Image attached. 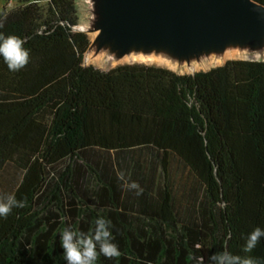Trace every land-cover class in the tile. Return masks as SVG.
Instances as JSON below:
<instances>
[{"label":"trees","instance_id":"trees-1","mask_svg":"<svg viewBox=\"0 0 264 264\" xmlns=\"http://www.w3.org/2000/svg\"><path fill=\"white\" fill-rule=\"evenodd\" d=\"M14 1L0 174L18 181L0 188V264H264V61L84 67L74 0Z\"/></svg>","mask_w":264,"mask_h":264},{"label":"water","instance_id":"water-1","mask_svg":"<svg viewBox=\"0 0 264 264\" xmlns=\"http://www.w3.org/2000/svg\"><path fill=\"white\" fill-rule=\"evenodd\" d=\"M88 2L89 24L80 25L78 19L72 28L89 39L83 54L84 67L92 66L88 63L97 58L109 65L139 61L134 64L193 75L207 71L203 70L205 61L220 60L212 68L230 60L264 61V6L253 0ZM183 70L187 73H181Z\"/></svg>","mask_w":264,"mask_h":264},{"label":"rangeland","instance_id":"rangeland-1","mask_svg":"<svg viewBox=\"0 0 264 264\" xmlns=\"http://www.w3.org/2000/svg\"><path fill=\"white\" fill-rule=\"evenodd\" d=\"M29 1H31V0H29ZM75 2H76L77 12H78L79 24L83 25V26L88 25L90 22L88 0H75ZM17 5H18L17 2L14 0L9 1V2H7L6 0H0V12L2 11L3 8H5L6 10H10V9H13L14 7H16ZM235 58H239V57H235ZM245 59L251 60L250 57L249 58L245 57ZM254 60H258V59H254ZM134 63H139V61H123V62H120L118 64L122 65V64H134ZM147 63L159 65V66H165V65H162L159 63H153V62H147ZM88 64L92 65L93 67L102 69V70H107V69L113 67L114 65H118L117 63L109 65V63H107L105 59L104 60L103 59L98 60V58L93 59ZM218 64H220V60H215V61H212L211 63H210V61H208V62L205 61V63H204L205 67L203 68V70H208V69H210V68H212ZM171 69L177 71V69H173V68H171ZM181 73L186 74L187 72L185 70H183V71H181ZM171 175L174 178L175 182L188 181V176L186 175V172L176 162L172 163ZM17 181H18V174L12 168L7 169L5 172H2L0 174V188H1V192H2L4 197H8V195L11 194L13 187L15 186Z\"/></svg>","mask_w":264,"mask_h":264},{"label":"bare ground","instance_id":"bare-ground-1","mask_svg":"<svg viewBox=\"0 0 264 264\" xmlns=\"http://www.w3.org/2000/svg\"><path fill=\"white\" fill-rule=\"evenodd\" d=\"M234 53H232V54H229V53H227V55H233Z\"/></svg>","mask_w":264,"mask_h":264}]
</instances>
